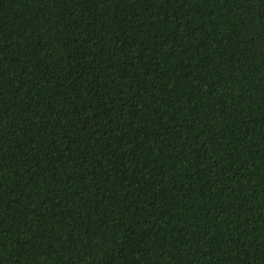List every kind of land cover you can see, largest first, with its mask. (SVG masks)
Returning <instances> with one entry per match:
<instances>
[{"label":"trees","instance_id":"1","mask_svg":"<svg viewBox=\"0 0 264 264\" xmlns=\"http://www.w3.org/2000/svg\"><path fill=\"white\" fill-rule=\"evenodd\" d=\"M0 264H264V0H0Z\"/></svg>","mask_w":264,"mask_h":264}]
</instances>
